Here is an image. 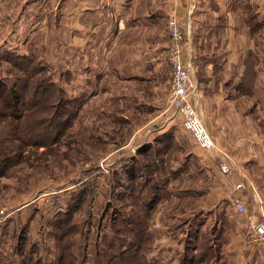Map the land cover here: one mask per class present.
<instances>
[{"label": "rangeland", "instance_id": "rangeland-1", "mask_svg": "<svg viewBox=\"0 0 264 264\" xmlns=\"http://www.w3.org/2000/svg\"><path fill=\"white\" fill-rule=\"evenodd\" d=\"M76 1L0 0V264H263L251 229L264 208V28L256 25L242 84L221 109L214 83L224 77L200 59L219 60L211 37L220 29L207 19L204 30H185L196 107L214 139L236 160L242 149L262 152L247 171L254 190H234V174L226 192L170 89L159 99L151 89H108L104 30L90 52ZM236 192L247 197L244 213Z\"/></svg>", "mask_w": 264, "mask_h": 264}, {"label": "crops", "instance_id": "crops-1", "mask_svg": "<svg viewBox=\"0 0 264 264\" xmlns=\"http://www.w3.org/2000/svg\"><path fill=\"white\" fill-rule=\"evenodd\" d=\"M249 1L251 8L239 0L233 2L217 0L215 6L209 0H179L177 5V13L185 29L189 26L191 32L193 28L204 30L207 19H209L207 24L212 25L211 30L220 29L214 36L213 31L207 34V37L210 35L211 38H215L213 49L221 52L220 61L211 59L204 53L200 57L207 73L214 74L217 71L224 77L222 82L214 83L218 91L215 100L220 109L224 99L229 102L228 95L224 96V93L228 90L235 91L237 85L242 84L248 62L246 59L255 49L253 31L257 29L256 25L264 28V9H257L259 6L255 7L251 0ZM80 2L76 1V26L82 31L90 28L85 32L86 36L87 34L90 36V39L85 41L89 42L90 52L98 53L99 33L102 32L99 30L101 28L104 30L101 33L107 51V66L104 68L106 77L111 81V87L108 89H143L139 93L151 89L153 97L156 99L163 97L165 89H170L171 85L170 35L167 27L172 8L171 1L85 0L82 3L80 0ZM241 6H245L244 9H241ZM252 8L255 10L247 16ZM259 15L262 19L254 21ZM207 32L208 30H205V34ZM78 45H81V38H76V46ZM84 48H88L87 44ZM84 48L83 50L88 52ZM155 107L156 105H152V109ZM247 155L242 149L240 156L237 155V160L240 167L251 174L252 166L261 163L259 159L262 152H255L249 158ZM254 158L257 159V163ZM224 177L226 181L223 178L225 185L223 187L226 192H230L234 176ZM234 194L235 198L240 195L239 192ZM253 217L256 216L253 214Z\"/></svg>", "mask_w": 264, "mask_h": 264}, {"label": "built area", "instance_id": "built-area-1", "mask_svg": "<svg viewBox=\"0 0 264 264\" xmlns=\"http://www.w3.org/2000/svg\"><path fill=\"white\" fill-rule=\"evenodd\" d=\"M170 1L172 3L168 22L171 38L170 62L172 66L169 90L170 106L175 111V115L181 117L183 127L191 133L199 147L211 154L212 160L218 166L219 171L224 175L237 174L240 177L234 183V188L244 194L247 187L254 188V183L248 173L240 167L232 153L214 139L196 107V90L198 86L195 78L194 51L189 45V35L177 13L179 0ZM246 199L247 197L241 194L235 198L237 212H246ZM259 202H261V199H259ZM259 208L258 214L254 217L251 236L258 245L264 247V208L261 206Z\"/></svg>", "mask_w": 264, "mask_h": 264}, {"label": "trees", "instance_id": "trees-1", "mask_svg": "<svg viewBox=\"0 0 264 264\" xmlns=\"http://www.w3.org/2000/svg\"><path fill=\"white\" fill-rule=\"evenodd\" d=\"M17 94L13 91V98H16Z\"/></svg>", "mask_w": 264, "mask_h": 264}]
</instances>
